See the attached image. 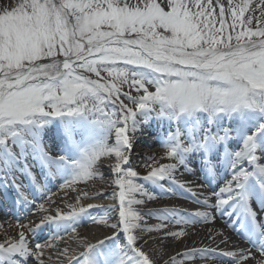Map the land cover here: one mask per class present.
<instances>
[{
    "label": "snow or ice",
    "instance_id": "6c2138e0",
    "mask_svg": "<svg viewBox=\"0 0 264 264\" xmlns=\"http://www.w3.org/2000/svg\"><path fill=\"white\" fill-rule=\"evenodd\" d=\"M138 136L163 149L144 174ZM105 167L111 192L85 190ZM181 196L199 207L146 208ZM9 199L0 264H264V0H0ZM88 222L104 231L90 239ZM197 225L210 244L163 259Z\"/></svg>",
    "mask_w": 264,
    "mask_h": 264
},
{
    "label": "bare ground",
    "instance_id": "6f19581e",
    "mask_svg": "<svg viewBox=\"0 0 264 264\" xmlns=\"http://www.w3.org/2000/svg\"><path fill=\"white\" fill-rule=\"evenodd\" d=\"M142 146H160L158 143L152 140H150L149 136H138L137 137V143L134 144V148H133V152H132V160L135 161V156L134 154H136L137 152H139L138 147H142ZM140 154H144L143 152H140ZM158 154V153H157ZM101 171L105 174V178H107V169L106 167L101 169ZM186 179L189 180H196L195 177L192 176H185ZM202 180V177L200 178ZM106 182L105 179H97L93 182L90 183L94 185V187L96 188L97 185H101V183ZM199 182V181H197ZM91 189V188H90ZM104 193H109L108 191H105ZM183 198L182 196L179 197L178 199ZM190 199H192L191 197H189ZM52 199L56 200V202L61 203L62 200L65 199L64 194L59 192L58 189L53 188L52 189ZM186 201H191V200H168L167 198H165L164 200H161V202L159 204H157L156 202H148L146 204V206H150V205H154V208H158V207H163V206H168V204H176V206H182L183 204L186 203ZM193 201V200H192ZM40 201L39 199H37L36 203L39 204ZM95 203H100L101 201H94ZM105 203H107L108 201H103ZM171 204V205H172ZM182 204V205H181ZM47 206V204H46ZM148 209H153V208H148ZM33 212H35V209H33ZM94 215L96 214L95 212L93 213ZM20 213H15L14 210H9L6 209L2 202H0V241H2L6 236H12L14 235V230H18L16 227L17 224V219L16 217L19 216ZM38 217L37 215H29L27 217V219L21 220L20 222L22 223H28L29 221H35L37 220ZM226 218H219L216 225H214V227H216L217 229H221V227L225 224ZM158 221H156L154 218L151 219L149 221L150 224H155ZM81 226L85 227V229L83 230H79L82 234L87 235L90 239L94 238L95 236L100 235L101 231H104L103 228H99L94 225L91 224L90 222L88 223H82ZM208 227H213V225H197L195 228V232L194 234L190 235L188 238H182V242L181 241H173L171 239H169L168 241H166V249L164 250V256L163 259H168L169 254L171 255H177L178 253H182L184 252L186 249L192 248V247H202L205 245L210 244V241H208L206 239L207 236V231L206 229ZM173 230H177L175 227L173 228ZM226 232H229L231 235V239L233 241H237L240 242L236 237H235V233H231V231L229 229H224ZM47 235V231L39 233L37 237L33 238L30 237V239H33L35 241V239H41ZM66 241L68 242V238L65 236ZM70 240V239H69ZM218 242V241H217ZM241 243V246L243 247H249L247 245H245V243ZM68 244L70 246H72L69 242ZM150 249H159L161 246L158 242L153 243L150 241L149 244ZM223 247V246H221ZM257 256H259V253H256ZM186 264H193L192 261H187ZM195 264H202V261H200L199 259L195 262Z\"/></svg>",
    "mask_w": 264,
    "mask_h": 264
},
{
    "label": "rangeland",
    "instance_id": "374dc122",
    "mask_svg": "<svg viewBox=\"0 0 264 264\" xmlns=\"http://www.w3.org/2000/svg\"><path fill=\"white\" fill-rule=\"evenodd\" d=\"M150 140L154 141V139L152 137H150ZM138 150H139V152L134 154L135 161H133V167L136 168V170L138 172H140L141 174H144L146 172V169L143 167V164L146 163L144 158L147 157V156L154 155V154L155 155H162V152H163V149L161 148V146H157V147H154V146H145L144 147V146H142V147H138ZM140 152H143L144 154L141 155ZM104 179H105V181H107L108 177L104 178ZM85 190H87V191L99 190V191H102V192H105V191L111 192L112 189L108 186V184L106 182H103V183H101V185H97L96 188L94 187L93 184H91V185L89 184L88 187ZM3 205H5V203H3ZM47 206H49V205H47ZM56 206H59L63 210L67 211V209L65 208V199L62 200L61 203L58 202L56 205H52L50 207L54 211ZM150 207L154 208V205L146 206V208H150ZM17 213H19V212H17ZM14 231H15L14 232V234H15L18 230H14ZM69 239H68V242L72 246H74L72 244L71 239L70 240Z\"/></svg>",
    "mask_w": 264,
    "mask_h": 264
}]
</instances>
